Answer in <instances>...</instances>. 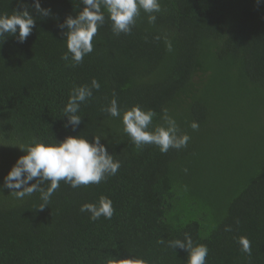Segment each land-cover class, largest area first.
I'll return each mask as SVG.
<instances>
[{"label": "trees", "instance_id": "1", "mask_svg": "<svg viewBox=\"0 0 264 264\" xmlns=\"http://www.w3.org/2000/svg\"><path fill=\"white\" fill-rule=\"evenodd\" d=\"M40 2L50 16L25 0L35 17L26 41L0 43V185L25 154L15 144L33 139L103 135L121 167L99 185L61 181L43 210L39 192L17 200L0 189V264H187L186 250L167 246L184 233L208 247L206 264H264V0H161L154 24L141 11L131 34L119 36L106 19L76 66L61 59L67 29L58 25L82 0ZM19 10L18 0H0V14ZM93 79L101 87L81 104V123L65 127L72 89ZM114 97L121 116L133 105L154 110L152 126L166 108L191 137L187 147L137 148L122 119L104 111ZM101 196L114 215L93 222L79 209Z\"/></svg>", "mask_w": 264, "mask_h": 264}, {"label": "clouds", "instance_id": "2", "mask_svg": "<svg viewBox=\"0 0 264 264\" xmlns=\"http://www.w3.org/2000/svg\"><path fill=\"white\" fill-rule=\"evenodd\" d=\"M22 10L13 11L12 14H0V43L7 36H15L18 42L23 43L35 27V17L30 14L29 6L25 0H18ZM259 3L260 0H257ZM83 9L73 17L68 16L58 27L66 28L64 32L67 51L61 59L69 62L71 66L79 65L84 57L93 52V38L106 19L111 21L112 33L116 36L131 34L136 25L141 11L148 14V22L154 24L158 13H161V0H82ZM33 6L41 17L51 15V10L42 8L40 0H33ZM171 51V44L168 45ZM100 83L93 79L91 85L74 87L68 102L63 109L67 116V124L75 129L82 120L79 115L81 104L86 103L93 96V89L99 90ZM111 117L121 118L123 132L127 134L137 148L145 145H155L162 153H167L170 148H186L191 137L186 132H181L174 117L169 115L166 108L162 109V124L152 126L153 118L157 115L152 109H143L133 105L130 109L121 110L115 97L104 109ZM152 126V127H150ZM190 127L195 131L199 129L196 121ZM103 135H93L89 141L85 135H69L64 140L54 143L33 139L27 144L18 145L25 152L4 177L0 189L7 188L17 200H23L39 192L41 204L38 209L43 210L48 206L55 191L60 187V182L72 188L99 185L109 176H114L121 167L119 160L110 154L104 143ZM35 181L34 183H31ZM47 184V187L43 185ZM81 213H89L93 222L101 217L111 219L114 215L113 202L109 197L101 196L97 202H87L80 206ZM238 223V221H237ZM231 226H226L225 231H231ZM158 243L165 241L160 239ZM238 243L241 251L251 255V242L245 237H239ZM167 246L172 249L179 247L187 251V264H206L209 249L204 244H194L190 234L184 233L183 239L168 241ZM108 264H146L139 257H123L111 259Z\"/></svg>", "mask_w": 264, "mask_h": 264}]
</instances>
